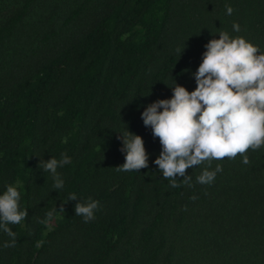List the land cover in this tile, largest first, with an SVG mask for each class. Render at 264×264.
Instances as JSON below:
<instances>
[{"label": "trees", "instance_id": "trees-1", "mask_svg": "<svg viewBox=\"0 0 264 264\" xmlns=\"http://www.w3.org/2000/svg\"><path fill=\"white\" fill-rule=\"evenodd\" d=\"M221 31L264 52V0H0V194L20 181L28 210L9 225L14 246L0 230V264H264V145L248 164L238 154L190 168L174 188L141 118L176 84L196 89ZM127 130L143 137L148 168L116 170ZM64 154L54 189L38 164ZM89 197L99 207L85 222L75 205Z\"/></svg>", "mask_w": 264, "mask_h": 264}, {"label": "clouds", "instance_id": "clouds-1", "mask_svg": "<svg viewBox=\"0 0 264 264\" xmlns=\"http://www.w3.org/2000/svg\"><path fill=\"white\" fill-rule=\"evenodd\" d=\"M226 9L231 15L233 8ZM233 29L239 32L240 25L234 23ZM205 48L202 63L193 74L196 89L190 92L176 84L170 99L151 103L141 115L162 146L154 163L174 188L180 186L177 181L190 182V168L205 162L210 166L213 160L225 157L235 159L238 154L248 164L245 153L264 145V52L244 37H232L227 31L219 32V39H211ZM119 138L123 143L120 150L126 155L116 170L138 172L148 168L149 154L143 137L127 130ZM71 162V157L64 154L59 160L54 156L40 160L38 167L52 174L54 189H62L64 181L57 169ZM220 171V165L214 171L205 168L197 180L209 184ZM177 176L183 180H177ZM20 188L22 184L16 181L0 194V230L12 237L11 244L5 243L4 247L16 242V233L9 225H18L28 216V210L20 207ZM77 199L75 194L69 196V201ZM98 207L99 201L89 197L86 203L75 205V214L88 222L94 219ZM59 211L64 212L63 205ZM56 212L57 208H53L41 222L51 227Z\"/></svg>", "mask_w": 264, "mask_h": 264}]
</instances>
